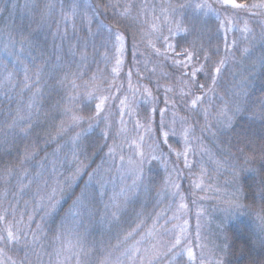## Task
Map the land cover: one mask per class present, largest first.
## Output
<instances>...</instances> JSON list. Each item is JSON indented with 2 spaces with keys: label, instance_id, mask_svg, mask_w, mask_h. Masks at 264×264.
I'll return each mask as SVG.
<instances>
[{
  "label": "trees",
  "instance_id": "trees-1",
  "mask_svg": "<svg viewBox=\"0 0 264 264\" xmlns=\"http://www.w3.org/2000/svg\"><path fill=\"white\" fill-rule=\"evenodd\" d=\"M189 2L198 0H0V78L4 72L10 75L9 88L0 92V174L8 168L14 170L10 181L0 180V189H6L4 203L9 207L11 199L19 201V196L14 195L20 191L19 179L29 174L37 178V192L31 195V187L23 190L24 193L20 191L24 197L16 206V210L23 209L20 216L36 208L31 214V230L38 238L36 245L2 248V253L14 256L17 264H29L34 255L43 264H76V254L80 252L77 244L92 250L93 264L109 252L113 258L124 260V249L134 245L140 236L123 242L125 234L137 224L144 227L146 216L151 224H156L155 216L166 203V175L179 174L171 170L173 165L175 169L182 165L180 153L185 149L184 138L188 135L199 141L195 145H201L220 158L219 162L227 161L232 166L230 169H235L229 175L227 171L218 173L216 183L233 193L236 191L229 189L233 185L242 189L241 200L248 206L243 214L228 212L219 221L221 228L211 229L220 262L261 264L264 261V220L258 216L264 206V194L260 191L264 175V9H233L228 5L226 11L217 4L218 18L215 12L204 15L185 8L181 10L184 21L193 18L197 21L196 33L188 35L177 32L171 19L165 22L167 12L163 10L169 3ZM244 2L252 5L260 0H237ZM48 5L55 6L51 13ZM129 5H134L131 14L122 16ZM226 16L232 22L221 28ZM175 19L179 21L181 16L178 14ZM245 22L250 32L242 31ZM113 33L122 39L117 41ZM165 36L169 37L167 42ZM193 40L197 49L203 50L198 60L188 61L183 51L191 50ZM118 44L122 50L119 64L113 57ZM201 66L204 71H197L195 79H191L190 73ZM217 66L221 71L212 85L208 73ZM66 75L80 85L95 77L94 83L101 87V94L108 97L106 103L123 98L122 110L119 111L118 102L112 114L132 126L131 141L149 139L159 144L161 155L153 154L155 160L149 156L138 199L128 202L131 206L127 208L126 204L115 219L111 217V209L97 200L98 187L96 190L93 184L89 185L90 197L75 207V214L69 213L73 201L89 182V175L94 171L98 174L97 167L107 159L111 143L108 127L116 122L108 126L93 125L90 129L85 122L81 129L57 135L65 119L63 108L73 91L64 80ZM197 84H204L205 88L200 90L194 86ZM209 87L214 91L209 92ZM83 91L81 87L79 92ZM187 92L202 95V103L192 108L190 100L195 96H184ZM98 102H90V107L94 109ZM225 106L231 109L230 127H225L217 116ZM204 109L208 110L207 118ZM30 114L33 126L27 135L19 128L9 131L7 124L13 118ZM182 128L186 129V136L181 134ZM172 129L174 134H168L165 143L162 133ZM77 132L81 135L73 144L71 138ZM77 167H83L79 176L64 179L75 173ZM104 191L106 199L112 188ZM227 193L221 192L222 203ZM159 264L191 262L182 253L174 261L171 256H162Z\"/></svg>",
  "mask_w": 264,
  "mask_h": 264
},
{
  "label": "rangeland",
  "instance_id": "rangeland-1",
  "mask_svg": "<svg viewBox=\"0 0 264 264\" xmlns=\"http://www.w3.org/2000/svg\"><path fill=\"white\" fill-rule=\"evenodd\" d=\"M113 34L114 37H116L118 33ZM109 35H112L111 31ZM120 46L121 45L118 44V48L113 52V57L115 58L116 62L121 61L122 59V50ZM9 80L10 75L4 72L2 74V77L0 78V92L3 93L6 91V88H9L7 86ZM11 86H13V84H11ZM121 101H124L123 98H115L113 101H110L108 103L105 102L106 110H104L102 116H107V120H100L98 123L95 121L93 122V125H101L105 123L107 124V126L108 123L111 124L112 122H116L115 125L112 124L108 127L110 130L109 140L111 141L110 145L108 146V150L109 148H115V153H108L107 159H104V161L99 164V166L97 167L98 174L94 176L90 183V185L93 184L95 186L96 190L98 187L95 196H98L97 200H101L108 208L111 209L110 214L114 211H117V209L113 206L112 198L114 194H119L117 196L116 202L120 205L119 211H121L126 206V204H128L127 208L131 206L128 202L134 200L135 198L138 199L137 192L140 189V184L142 183L143 186V182L141 180L137 182V187L130 189L134 177L130 175L127 170L129 168V165L127 163L129 157H131L133 160H139V152H143L149 160L150 155L153 156V154L156 153H160L161 155V151L158 148V143L151 142L149 139H145V142L131 141V135L133 134V131L131 130L132 126L129 125V123H126V121L122 122L121 120L120 122L118 116L114 117V115L112 114V112L116 109V104L118 102L119 111L122 110L120 108L124 106L125 102L122 104ZM113 117L115 118L114 121ZM104 126L107 127L106 125ZM170 126L173 127L172 124H170ZM77 128L81 129V126ZM174 131L175 130H170L168 134H174ZM181 134L186 136L185 128H182ZM147 136H149V134ZM195 142L199 141H197L195 138L190 139L189 135L184 138L185 149L180 153V156L182 158V165L176 167V169L173 165V170H171L176 172V174H179L177 175V177H173V175L169 173L165 178L167 183V185L165 186V192L167 194V196L165 197V206L161 207L158 211V214L155 216V225L151 224L149 221V217L146 216L145 226L142 227V225L138 230V235L140 236L137 237V240H141L142 237L145 238L140 246L142 249L144 247H150L152 244H158L159 250L162 251L166 250L162 245L168 244V242L179 236L182 240L181 247H190L196 254L198 258L197 264H199V259H203L205 261V264H219V252H217L218 250H215L216 247L214 246V240L211 237L213 234H211V229L221 228L219 221L222 216H224L225 214L228 215V212H230H226L225 209L229 207L228 202L233 198L232 194L234 193L230 190L228 191L226 187L217 185V174H222L224 171H227L229 175L232 174L235 169H230L232 168V166H229V164H226L223 167H218L216 162L220 158H218L216 155L211 154V152L206 150L201 145H195ZM153 149H155V151H153ZM185 151L187 152L186 157L184 155ZM163 154L166 157L168 155L166 152H163ZM121 155H123L125 158L123 164L120 161ZM165 164L166 163H164V165ZM192 164H194V167ZM147 165L148 164L146 162L143 166L144 173L146 171ZM169 166L170 165L168 164L167 167ZM195 167L197 171L195 170ZM219 176L221 175L219 174ZM74 177V173H70L69 177L64 176V179L73 180ZM31 180L32 182L29 183ZM36 180L37 178H33L31 174H29V176H26V178L19 179L20 184L23 183V185H28V187L24 189L25 191H28V189L31 187V195H34L37 192ZM14 184L16 185L17 182L14 181ZM173 185H178V187ZM108 187H111L112 191L108 195V197L104 199L103 193L106 192L104 191V189H107ZM122 188L125 189L123 194H121ZM236 188L237 187L233 185L229 189L236 191ZM0 192V208L3 207V209L0 210V215L6 216L8 214L6 217V222L0 221V233L4 232V229L10 226L14 231L19 229L21 232L27 234L26 236L22 237L19 243L9 245L0 244V248L36 245L35 243H33L32 235L34 231L31 230V221H29L28 219V217L33 214V211H36V208H34L33 211L29 209L24 216H20V213L23 209L16 210V206L20 201V198L24 197V195L22 194L24 193V191L21 193L18 190V194H14L16 196H19V201H16V199L13 201L11 199V201H9L11 204L9 207L7 206V203H4L6 200V189L2 187L0 189ZM221 192H228L225 203H222L224 201V198L221 196ZM48 194L49 193L46 192L45 196H47ZM172 197H175V199H172ZM45 199H47V197H45ZM181 205H184V207H181ZM5 209H8L7 212L4 211ZM72 211L74 214L76 213L75 208H73ZM119 211H117V216L120 214ZM149 232L152 233L151 236H148ZM61 249L65 253V246L61 247ZM49 259L45 261H49ZM30 261L27 263L43 264L36 255H34L32 260ZM0 262L17 264L16 258L14 256L5 255L2 252H0Z\"/></svg>",
  "mask_w": 264,
  "mask_h": 264
},
{
  "label": "snow or ice",
  "instance_id": "snow-or-ice-1",
  "mask_svg": "<svg viewBox=\"0 0 264 264\" xmlns=\"http://www.w3.org/2000/svg\"><path fill=\"white\" fill-rule=\"evenodd\" d=\"M219 5L221 8H224L227 11V8L225 6L230 5L233 9H244L248 10L249 8H261L264 9V0H260L259 3H253L252 5H248L246 2L244 3H237V0H214V3H209L208 0H198V2L195 3H176V4H171L169 3L167 6L166 11L167 15H165V22H168L169 19H171L172 22L176 24V31L180 32L183 31L187 33L188 35H193L197 31V21L195 18H193L191 21L185 22L183 19V12L181 10L185 8H193L195 11H199L203 13L204 15H207L209 12H215L217 14V17L219 18V10L216 8V5ZM48 12L51 13L54 10V5H48ZM134 7V5H129L125 7V10L123 13H121L122 16L130 15L131 14V8ZM77 14L76 8L74 7L72 9V15L75 16ZM181 16V20L176 21V16L177 15ZM259 14V13H255ZM63 15V12H62ZM65 19H68L67 16H65ZM231 19L229 17H225L224 20L221 21V27H224L226 23H231ZM155 29V25L153 26ZM244 32H250L251 30L247 26V22H245L244 28L242 29ZM168 32L170 34L173 33V29L171 27L168 28ZM122 37L117 34L116 35V40L119 41L121 40ZM165 42L168 41L169 37L165 36L163 37ZM233 44H235V41H233ZM227 45V42H226ZM169 47H173L171 44H169ZM203 49H197L196 41L193 40L191 44V50L189 49H184L183 55L187 57L188 61L192 60H198L199 59V52L202 51ZM248 50L245 49V52ZM205 60L208 59L207 55L204 57ZM120 61H117V64H119ZM182 63V62H181ZM224 63L223 60L219 61V65L222 66ZM182 66H186L183 65ZM217 66L211 72H209V76L212 82V85H215L216 83V77L221 71V67ZM197 71H204L203 66L199 69H194L190 73L191 79H195ZM214 73V74H213ZM75 75V74H71ZM189 75V74H185ZM25 79L27 80L28 77L26 76ZM79 79V77H77ZM65 81L68 82L70 87L72 88V93L68 96V101L67 104L63 108V115L65 117L64 120L61 121L57 135H62L63 133L70 131L74 128L80 127L83 123L87 122L88 123V128L93 127V122H99L100 120H107V116H102V113L104 112L105 109V102L108 99V97L103 96L101 94L102 89L99 85L95 84V77L92 78L91 81L85 82L82 85L77 84L76 79H70L69 75H66L64 78ZM63 84L64 81H61ZM28 85L26 84L25 87ZM195 87H198L200 90H203L205 88L204 84H197L194 85ZM83 88L84 91L81 94L79 92L80 88ZM94 89V90H93ZM38 91V89H37ZM146 92H148V95H151V92L148 89H145ZM208 91H214V88L209 87ZM184 96H195L194 99L190 100V106L192 108L198 107L204 97L202 95L196 96L195 93L193 92H187L183 93ZM88 101V104H84V101ZM98 100V103H95L94 109L90 107V102ZM168 101L166 100L165 103ZM187 102V101H186ZM123 104L124 101H121ZM80 104L81 107H77V105ZM88 110L90 111V114H84L85 111ZM239 109H237L238 111ZM231 111V109L227 108L225 106L224 109H221L218 113L217 116L221 118V122L225 127H230L231 126V121H232V116L229 115L228 113ZM205 113V118H207L208 115V110L204 109ZM161 115H163V110H161ZM32 123H31V114L28 117H19L18 119L13 118L10 124H7V128L9 131L15 130L17 128L20 129V131L24 132L25 135H27L28 130L32 128ZM164 127L163 120H161L160 128L162 129ZM86 131V130H85ZM7 133H5V136ZM81 133L77 132L75 136H73L72 143L75 144L77 140L80 138ZM104 135L107 136V132H104ZM163 136L165 137V143H167V137H168V132H163ZM155 151V149H153ZM243 151V149H241ZM115 153V148H109V154H114ZM138 155L140 156L139 160H133L131 157L128 159V165L129 168L127 169L129 174L132 175L133 182L132 185L130 186V189L135 188L138 186L137 182L141 181L143 179V174H144V164L148 162V157L145 156L143 152H139ZM179 155V154H178ZM185 157L187 156V152L185 151L184 153ZM75 158V154H74ZM114 159V156H113ZM124 156H120V161L123 164L124 162ZM151 159L155 160L157 159L156 156H151ZM218 167H223L227 164V161H225L223 164L219 161L216 162ZM83 172V167H77L75 169L74 176H79ZM96 175V172L94 171L91 175H89V182L85 183L84 188L81 190L80 196L77 197L75 201H73V205L69 209V213L71 214L72 209L75 208L78 204H81L84 200L88 199L90 197V192H89V185ZM14 176V170L11 168L5 169L3 174H0V180L2 181H10ZM31 183V181L29 182ZM261 188L260 191L262 194H264V175L261 176L260 180ZM178 187V185H174ZM28 185H23L21 184L20 191H23ZM125 189H121V194H123ZM242 192V189L237 188L236 193L233 194V198L228 202L229 207L225 209L226 212L230 211L231 213H236L240 212L243 214V210L247 208L248 206L245 205L242 200L240 193ZM6 195V193H5ZM119 194H114L113 196V206L119 211L120 205L116 202L117 201V196ZM181 207H184V205H181ZM7 212V210H4ZM117 211H114L111 213L112 217L115 219L117 218ZM258 216L260 217L261 220H264V206L261 207L260 212L258 213ZM29 221L32 220V217H28ZM0 221H5L6 222V216L5 215H0ZM142 223V222H141ZM39 228V225L37 226ZM141 225L137 224L135 228H132L130 231H128L124 238L123 242H127L128 240H135V236L139 234L138 230L140 229ZM26 233L21 232L19 229L16 231L13 230L12 227H6L4 229V232L0 233V244L3 245H9V244H16L19 243L22 239V237L26 236ZM152 233L149 232L148 236H151ZM145 238L142 237L141 240H136L135 244L127 247L124 249L123 256L125 257L124 260H121L119 257L113 258L112 253L109 252L106 255L101 256L98 260L95 261V264H159L160 258L163 257H169L171 256V260H175L176 257L180 256L182 253L187 254V257L191 264H197V256L190 247H181L182 240L179 236L175 237L172 241L168 242L166 245H162L166 250L165 251H160L158 244H152L150 247H144L143 249L140 247L142 241ZM38 240L36 237L35 233H33V243H35ZM159 243V242H158ZM76 246L80 247V252L77 253V259H76V264H93L91 260V249H84L82 245L77 244ZM199 246V245H198ZM119 247V245L117 246ZM0 252H3V249L0 248ZM199 264H205V261L203 259H199ZM222 264V262H220ZM261 264H264V261L261 262Z\"/></svg>",
  "mask_w": 264,
  "mask_h": 264
}]
</instances>
